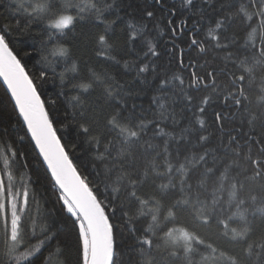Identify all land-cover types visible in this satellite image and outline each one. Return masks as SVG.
<instances>
[{
	"label": "snow or ice",
	"instance_id": "snow-or-ice-1",
	"mask_svg": "<svg viewBox=\"0 0 264 264\" xmlns=\"http://www.w3.org/2000/svg\"><path fill=\"white\" fill-rule=\"evenodd\" d=\"M0 264H264V0H0Z\"/></svg>",
	"mask_w": 264,
	"mask_h": 264
},
{
	"label": "trees",
	"instance_id": "trees-1",
	"mask_svg": "<svg viewBox=\"0 0 264 264\" xmlns=\"http://www.w3.org/2000/svg\"><path fill=\"white\" fill-rule=\"evenodd\" d=\"M202 234H205V233L202 232ZM220 243L222 244L223 247L228 248L231 251H237L238 252L240 249V246L229 245L226 241H221Z\"/></svg>",
	"mask_w": 264,
	"mask_h": 264
}]
</instances>
